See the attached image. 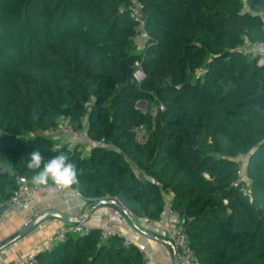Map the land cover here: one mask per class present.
Here are the masks:
<instances>
[{
	"label": "trees",
	"instance_id": "16d2710c",
	"mask_svg": "<svg viewBox=\"0 0 264 264\" xmlns=\"http://www.w3.org/2000/svg\"><path fill=\"white\" fill-rule=\"evenodd\" d=\"M129 1L0 0V214L17 175L38 186V147L76 164L84 198L117 197L134 219L159 221L170 195L199 264H264V61L241 49L264 42V0H140L141 52ZM139 102L162 106L154 121ZM62 118L88 124V153L39 135ZM242 153L251 195L234 185ZM99 236L68 235L39 260L142 264L134 244Z\"/></svg>",
	"mask_w": 264,
	"mask_h": 264
},
{
	"label": "built area",
	"instance_id": "2783aa9c",
	"mask_svg": "<svg viewBox=\"0 0 264 264\" xmlns=\"http://www.w3.org/2000/svg\"><path fill=\"white\" fill-rule=\"evenodd\" d=\"M126 11L138 24L137 36L140 32H143V37L146 40L147 36L144 30L146 23L144 4L140 0H130ZM241 49L250 57L259 56L260 60L264 61V42L252 43L246 40ZM88 131L89 127L86 122L82 127L75 128L69 118H62L58 120L53 127L40 131L39 135L55 140V147L66 145L70 150L78 147L80 150L82 149L83 154H86L83 151V145L91 144ZM248 158L249 155L246 153H242L237 157L238 180L234 185L243 186L245 194L251 195L250 182L246 173ZM16 179L17 187L0 214V222L7 215H18L23 217L22 227L26 228L42 212L37 206V199L39 195L43 193L50 194L71 191L76 197L91 201L84 198L80 192L72 186L70 188H62L52 183L43 186H34L31 185L25 177L17 175ZM105 200L115 202L118 205L108 216V221L110 223L124 222V214L130 218L134 217L132 212L126 209L117 197L111 198L107 196ZM165 201V210L169 220L164 224V230L171 237V241L176 248L179 259L182 264H199L184 227L185 220L178 218L177 222H173L171 218L176 215L171 210V199L165 196ZM224 203L227 204V201L225 200ZM143 220L148 219L143 218ZM90 230L91 229L83 226L81 223L73 222H66L54 226L44 242L36 250L27 251L16 259L15 264H41L38 257L40 253H49L53 251L68 235L83 236ZM110 237L123 238L119 230L111 226L103 228L100 229L98 246L104 244ZM124 244L129 245L131 242L124 239ZM142 264L154 263L147 254L142 253Z\"/></svg>",
	"mask_w": 264,
	"mask_h": 264
},
{
	"label": "crops",
	"instance_id": "0c3cea01",
	"mask_svg": "<svg viewBox=\"0 0 264 264\" xmlns=\"http://www.w3.org/2000/svg\"><path fill=\"white\" fill-rule=\"evenodd\" d=\"M145 43L139 44L138 52ZM91 144H84L83 151L88 153ZM166 197L171 199L170 195ZM37 206L42 211H58L71 218L83 219L81 223L89 229L113 227L122 237L134 244L143 254H147L154 264H182L171 237L165 232L164 224L169 220L166 210L159 221L134 219L124 214V222L110 223L108 216L116 208L105 201H88L76 197L71 191L64 193L40 194ZM177 222L178 216H173ZM67 221L50 216L40 220L30 230L24 232L23 217L7 215L0 222V264H15L18 257L30 250H36L51 232L54 226Z\"/></svg>",
	"mask_w": 264,
	"mask_h": 264
},
{
	"label": "clouds",
	"instance_id": "9594fccd",
	"mask_svg": "<svg viewBox=\"0 0 264 264\" xmlns=\"http://www.w3.org/2000/svg\"><path fill=\"white\" fill-rule=\"evenodd\" d=\"M27 168L34 172L31 181L38 186L51 182L62 188H70L77 182V166L64 153L45 160L40 149L36 147L28 154Z\"/></svg>",
	"mask_w": 264,
	"mask_h": 264
},
{
	"label": "rangeland",
	"instance_id": "374dc122",
	"mask_svg": "<svg viewBox=\"0 0 264 264\" xmlns=\"http://www.w3.org/2000/svg\"><path fill=\"white\" fill-rule=\"evenodd\" d=\"M137 41L139 44H142L144 42V37H143V32H140L137 36ZM142 69L140 67L139 64L136 65V70L134 73V79L137 82H140L142 75H141ZM162 108L161 105H158L156 103H152V102H144L143 106L141 107V110L148 115L149 117H151V119L154 121L158 109ZM148 129H146L144 126H140L134 129V133H135V137L136 140L139 143H144L146 141V139L148 138Z\"/></svg>",
	"mask_w": 264,
	"mask_h": 264
},
{
	"label": "water",
	"instance_id": "95a60500",
	"mask_svg": "<svg viewBox=\"0 0 264 264\" xmlns=\"http://www.w3.org/2000/svg\"><path fill=\"white\" fill-rule=\"evenodd\" d=\"M142 78L141 80L144 78V73L143 71L141 72ZM140 80V81H141ZM144 102H139L137 104L138 108H141L143 106ZM105 202H109L114 204L115 206H118L115 202H110L108 200H105ZM181 213L179 212L178 215H180ZM50 216H54L57 217L61 220L67 221V222H73V223H79L81 222L83 219H78V218H71L70 216L64 215L61 212L58 211H42L25 229L24 232L30 230L34 225H36L40 220L45 219L46 217H50Z\"/></svg>",
	"mask_w": 264,
	"mask_h": 264
}]
</instances>
